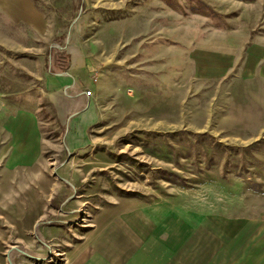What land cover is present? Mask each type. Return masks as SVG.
Returning a JSON list of instances; mask_svg holds the SVG:
<instances>
[{"label":"rangeland","instance_id":"1","mask_svg":"<svg viewBox=\"0 0 264 264\" xmlns=\"http://www.w3.org/2000/svg\"><path fill=\"white\" fill-rule=\"evenodd\" d=\"M33 2L45 33L0 5V264H125L165 202L189 212L161 222L191 235L177 257L264 264V81L241 76L264 47V0ZM74 24L99 116L76 142L44 85ZM218 48L238 53L233 68L205 78L202 51ZM19 111L40 134L26 164L5 130ZM190 213L193 232L180 226Z\"/></svg>","mask_w":264,"mask_h":264},{"label":"crops","instance_id":"2","mask_svg":"<svg viewBox=\"0 0 264 264\" xmlns=\"http://www.w3.org/2000/svg\"><path fill=\"white\" fill-rule=\"evenodd\" d=\"M0 5L12 22L25 23L36 31L45 33L47 21L33 0H1ZM76 25L74 24L71 32L66 35L64 47L60 46V51L62 49L67 54V64L61 67L50 66V72L46 75L44 81L47 92L46 98L56 112L61 125L67 126L66 132H69V135H71L70 139L73 142L77 141H75V138H78L76 136L85 135L87 130L99 121L97 109L92 101V84L89 82L87 60L81 51L80 45L77 43L79 32ZM228 54H234L235 57L238 53L226 52L225 48H218L217 52L202 51L201 64L197 66H201L206 74L203 77L209 79L227 77L229 70L233 68V65L226 61ZM248 56L249 60L243 65L241 76L244 80L264 81V47L251 48L247 54ZM52 58L53 55H50L51 64ZM215 73H217L216 76L214 75ZM88 91L91 92V96H87L86 93ZM36 119L37 117L34 113L27 111H19L6 119L5 130L11 135V151L13 153L10 158L13 160H21V163L26 164L27 160L32 162L33 159L38 157V152L41 149ZM153 209L151 210L150 208L146 216H142L143 219L149 217L147 220L154 224L152 228L144 224L146 225L145 232L149 233L153 229L152 232L149 233L148 239L143 244L136 246L129 244V246L135 248L131 249L133 252L125 258V264H194L193 261L195 260L197 263L198 258L194 256L185 257L184 259L177 257V254L187 246L191 235H183L180 240L172 238V233H163L162 226L164 225L161 224L169 217L172 220L170 223L175 221L178 224L177 213L188 214L189 212L177 210L172 204L166 202L161 206H157V209ZM153 214L157 215L149 216ZM190 214L191 220H181L180 226L189 227L193 232V228H195L192 222L193 213ZM174 231H178L177 226ZM190 245L192 246V244ZM207 257L205 255L201 256L199 263H220L221 256L219 255ZM100 262L104 264L102 259ZM116 263V257L110 256L108 264Z\"/></svg>","mask_w":264,"mask_h":264},{"label":"built area","instance_id":"3","mask_svg":"<svg viewBox=\"0 0 264 264\" xmlns=\"http://www.w3.org/2000/svg\"><path fill=\"white\" fill-rule=\"evenodd\" d=\"M86 94H87V96H91V92L90 91H88Z\"/></svg>","mask_w":264,"mask_h":264}]
</instances>
